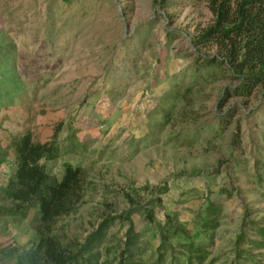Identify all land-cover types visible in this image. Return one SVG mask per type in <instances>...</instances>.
Listing matches in <instances>:
<instances>
[{
  "label": "rangeland",
  "instance_id": "1",
  "mask_svg": "<svg viewBox=\"0 0 264 264\" xmlns=\"http://www.w3.org/2000/svg\"><path fill=\"white\" fill-rule=\"evenodd\" d=\"M154 1L159 0H0V154L7 157L0 174L12 166L14 139L30 134L36 143H61L71 130L76 133L71 141H90L86 157L63 154L47 165L57 177L65 162L86 171L77 211L56 222L55 232L66 244L81 247L103 221L122 217L107 227L97 248L101 262L107 259L106 248L112 249L109 260L115 252L119 257L127 231L124 195L147 186L139 198L144 206L157 198L154 193L149 197L150 191L165 184L170 194L154 209L156 225L166 213L177 214L191 237L203 227L204 205L210 200L223 212L216 229L203 235L210 253L207 264H264V249L256 246L262 242L257 230L264 229V187L239 174L246 162L251 173L250 156L263 149L264 88L219 106L229 83L207 86L206 100L195 107L197 120L185 125L174 120L173 127L158 135L151 127L167 106L177 103L166 104L163 98L184 80L193 82L187 67L197 57L213 56L217 48L183 43L212 26L209 0H168L164 8ZM231 110L232 124L215 152L203 145L186 150L168 140L175 132L184 136L215 124V118ZM146 126L152 140L142 138ZM237 127L248 143L245 150L234 145ZM233 162L242 165L233 169ZM215 169L218 177H208ZM197 171H203L201 182L192 178L195 182L176 189L173 177H193ZM190 188L200 191L199 199L196 194L178 197ZM219 188L228 193L220 195ZM132 220L140 234L139 252L153 264L158 256L153 229L142 216ZM35 223L32 212L23 222L1 217L0 251L20 249L33 240ZM239 236L255 245L238 242ZM171 250L165 259L174 254Z\"/></svg>",
  "mask_w": 264,
  "mask_h": 264
},
{
  "label": "trees",
  "instance_id": "2",
  "mask_svg": "<svg viewBox=\"0 0 264 264\" xmlns=\"http://www.w3.org/2000/svg\"><path fill=\"white\" fill-rule=\"evenodd\" d=\"M167 1H154V4L164 8ZM208 9L213 16L212 26L199 34L195 41L189 39L183 43L186 47L213 45L217 52L211 57H197L186 69L187 72L191 71L195 80L193 82L184 80L183 83L175 85L163 98L166 104L177 103L167 106L163 111L164 116L151 127L157 130L158 135L170 126L173 127L174 120L183 125L187 121L197 120L199 110L195 107L206 100L204 88L207 86L221 81L229 83L221 91L219 106L226 103L227 99L249 98L257 88H264V0H209ZM187 57L188 54L185 52L184 61ZM261 111L256 112L259 114ZM232 112L233 110L228 111L215 118V124H206L192 131L190 129L184 136L181 132L174 131L177 135L171 134L168 140L171 144L175 143L186 150L203 145L207 152H215L219 147L218 143L223 141L232 124L230 117ZM146 127L147 132L142 138L152 140L153 137L148 134L149 126ZM261 127L264 129V122L261 123ZM239 130L237 127L233 134V139L236 140L234 145L245 150L248 143L244 144V135L242 137ZM58 131L60 130H57V133ZM75 136L76 133L70 130L61 143L55 139L43 144L36 143L32 141L30 134L13 140L12 166L6 175L0 174V218L9 217L23 222L32 212L36 223L33 240H29L20 249L0 251V256L8 264H149L142 258L140 248L137 247L140 234L134 232L135 222L132 220L134 216H142L144 224L148 225V228L150 225L151 231L153 229L152 238L158 242L157 261L153 264H207L210 253L203 235L216 229L222 216V206L214 205L212 201L207 200L202 213L203 227L191 237L187 229L183 228L184 225L178 221L177 214L166 213L165 221L156 225L154 209H158L163 199L170 194V189L165 184L159 186L157 190L150 191L149 197H153L154 193L157 198L148 200L144 206L139 202V198L140 193L146 192L147 186H141L124 195L123 199L128 209L124 213L123 221L127 224V231L119 257L115 252L113 259L109 260L108 256L112 249L106 248L107 259L101 262L97 248L104 239L103 233L107 227L122 217L103 221L81 247L66 244L55 232L56 222L77 211L83 199L86 171L80 164L65 162L62 165V173L57 177L47 169V165L57 161L63 154L78 152L79 157H86L90 141L82 140L84 137L79 142L71 141ZM259 141L263 149L250 156L253 159L251 173L247 171L249 164L246 162L239 174L253 177L257 186L264 187V135ZM6 159L5 154H0V169L7 164ZM237 164L233 162V169L242 165L236 166ZM215 170L207 176L213 179L218 177V171ZM203 177V171H197L193 172V177L176 175L172 179L178 187L176 189L181 190L187 184L201 182ZM192 178H195V181ZM186 191L184 189L180 191L178 197L184 199L186 196L196 194L199 199L198 189L190 188ZM227 193L219 188L220 195ZM152 204L154 205L150 206ZM257 235L263 242L256 245L257 249H264V229H258ZM239 241L247 243L248 246L255 245V242L245 240L241 236L238 237ZM168 249H172L171 252L174 254L165 259Z\"/></svg>",
  "mask_w": 264,
  "mask_h": 264
}]
</instances>
